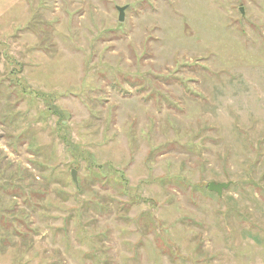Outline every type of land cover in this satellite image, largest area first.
<instances>
[{
  "label": "rangeland",
  "instance_id": "1",
  "mask_svg": "<svg viewBox=\"0 0 264 264\" xmlns=\"http://www.w3.org/2000/svg\"><path fill=\"white\" fill-rule=\"evenodd\" d=\"M0 264H264V0H0Z\"/></svg>",
  "mask_w": 264,
  "mask_h": 264
},
{
  "label": "water",
  "instance_id": "2",
  "mask_svg": "<svg viewBox=\"0 0 264 264\" xmlns=\"http://www.w3.org/2000/svg\"><path fill=\"white\" fill-rule=\"evenodd\" d=\"M125 7H118V11L120 13V17H119V21L120 22H123L125 20ZM242 14L244 15V12L242 10ZM72 178H73V181L76 183V185H78V179H77V176H76V170H73L72 171ZM230 183H210L209 184V191L212 192V193H217L219 196H222L223 194V191L228 189L230 187Z\"/></svg>",
  "mask_w": 264,
  "mask_h": 264
}]
</instances>
